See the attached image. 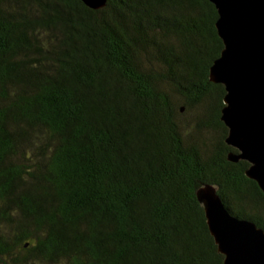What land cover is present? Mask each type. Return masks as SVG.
I'll return each mask as SVG.
<instances>
[{
    "label": "trees",
    "instance_id": "obj_1",
    "mask_svg": "<svg viewBox=\"0 0 264 264\" xmlns=\"http://www.w3.org/2000/svg\"><path fill=\"white\" fill-rule=\"evenodd\" d=\"M216 19L207 0H0V264H222L202 186L264 231L209 81Z\"/></svg>",
    "mask_w": 264,
    "mask_h": 264
},
{
    "label": "water",
    "instance_id": "obj_2",
    "mask_svg": "<svg viewBox=\"0 0 264 264\" xmlns=\"http://www.w3.org/2000/svg\"><path fill=\"white\" fill-rule=\"evenodd\" d=\"M80 1L93 10L106 5V0ZM207 1L215 8L223 46L208 74L225 91L220 121L227 128L225 144L236 150L227 160L246 161L245 176L264 194V0ZM216 191L202 186L196 198L222 264H264V231L231 216Z\"/></svg>",
    "mask_w": 264,
    "mask_h": 264
}]
</instances>
